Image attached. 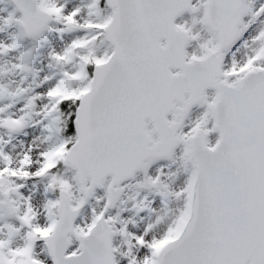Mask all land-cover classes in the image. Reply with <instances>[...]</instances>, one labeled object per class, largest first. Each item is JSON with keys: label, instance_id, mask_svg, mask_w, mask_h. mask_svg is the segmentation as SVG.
Instances as JSON below:
<instances>
[{"label": "snow or ice", "instance_id": "snow-or-ice-1", "mask_svg": "<svg viewBox=\"0 0 264 264\" xmlns=\"http://www.w3.org/2000/svg\"><path fill=\"white\" fill-rule=\"evenodd\" d=\"M0 264H264V0H0Z\"/></svg>", "mask_w": 264, "mask_h": 264}]
</instances>
